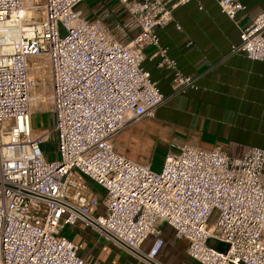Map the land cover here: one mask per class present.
Returning <instances> with one entry per match:
<instances>
[{
  "label": "built area",
  "instance_id": "2783aa9c",
  "mask_svg": "<svg viewBox=\"0 0 264 264\" xmlns=\"http://www.w3.org/2000/svg\"><path fill=\"white\" fill-rule=\"evenodd\" d=\"M25 1L0 0V264H86L61 233L77 223L144 264H168L160 258L164 223L186 239L192 263L181 264H264V148L231 153L174 140L178 152L157 171L115 144L169 96L143 65L147 44L175 71L172 94L199 87L198 74L180 70L158 33L190 0H118L139 28L128 40L86 15L83 0H29L27 11ZM217 1L238 24L246 4ZM240 27L231 52L264 59V11ZM44 76L49 102L36 110ZM37 111L52 115L50 128L34 127ZM52 141L51 160L44 146Z\"/></svg>",
  "mask_w": 264,
  "mask_h": 264
},
{
  "label": "crops",
  "instance_id": "0c3cea01",
  "mask_svg": "<svg viewBox=\"0 0 264 264\" xmlns=\"http://www.w3.org/2000/svg\"><path fill=\"white\" fill-rule=\"evenodd\" d=\"M242 1L247 9L240 13L238 24L222 11L217 0H190L173 9V21L158 27L160 43L168 47V54L183 73L198 74L199 87L172 94L175 71L159 65L157 47L147 44L143 65L169 96L154 116L141 117L117 134L115 144L122 153L142 161L143 157L131 147L127 150L126 142L146 131L151 132L153 143L170 145L177 140L209 149L221 145L231 153L248 145L264 148V59L249 58L242 51L231 52L233 43L240 41V26L264 11V0ZM79 8L88 16L100 18L104 13L123 10L118 0H83ZM66 226L73 233L69 238L86 256V264H144L129 252L122 256L111 241L83 223ZM162 228L166 243L161 260L181 264L189 258L186 239L176 238L166 223ZM152 240L149 236L142 248L148 250Z\"/></svg>",
  "mask_w": 264,
  "mask_h": 264
},
{
  "label": "rangeland",
  "instance_id": "374dc122",
  "mask_svg": "<svg viewBox=\"0 0 264 264\" xmlns=\"http://www.w3.org/2000/svg\"><path fill=\"white\" fill-rule=\"evenodd\" d=\"M101 17L109 25V27L113 29L114 33L120 40H128L139 29L135 22L129 19V15L125 10L115 14L104 13ZM35 95L39 98H37V101L34 104V109H45L49 102L48 96L50 95V82L48 76L43 77L41 84L35 91ZM32 119L34 127L39 129L50 128L53 122L52 115L47 111L43 112L42 114L38 111L35 112ZM150 134L151 132L146 131L135 138L131 137V139L126 142L128 144L127 150H129L131 147L135 154H139L140 157H143L141 162L149 163L154 170L160 171L168 152L172 151L177 153L178 148L177 146H171V144L168 145L163 141H157V143H153ZM118 136L119 135H116L114 138H117ZM44 148L46 149L47 156H49L51 160L58 158L56 149L57 146L54 142L46 144ZM92 184L94 187L101 190L100 185L94 181H92ZM61 233H64L68 237H71L73 234L70 230V226H65L62 228ZM210 243L214 245L217 244L215 240H211ZM112 247L115 249V251L120 252L122 256H127L128 251L126 252L115 244L112 245ZM184 260L188 263H192V260L188 257H185Z\"/></svg>",
  "mask_w": 264,
  "mask_h": 264
},
{
  "label": "bare ground",
  "instance_id": "6f19581e",
  "mask_svg": "<svg viewBox=\"0 0 264 264\" xmlns=\"http://www.w3.org/2000/svg\"><path fill=\"white\" fill-rule=\"evenodd\" d=\"M29 4V0L25 1L24 2V9L28 8L27 5ZM37 9V8H36ZM27 11V9H26ZM37 98H39L38 96L35 95V93L33 94V98H32V101L33 103L35 104V102L37 101ZM35 106V105H34Z\"/></svg>",
  "mask_w": 264,
  "mask_h": 264
},
{
  "label": "trees",
  "instance_id": "16d2710c",
  "mask_svg": "<svg viewBox=\"0 0 264 264\" xmlns=\"http://www.w3.org/2000/svg\"><path fill=\"white\" fill-rule=\"evenodd\" d=\"M52 142H54V141H52ZM52 142H50V143H52ZM55 143V142H54ZM47 144H49V143H47ZM44 152L46 153V149L44 148ZM46 155H47V153H46ZM48 158H49V156H48ZM50 159V158H49Z\"/></svg>",
  "mask_w": 264,
  "mask_h": 264
}]
</instances>
